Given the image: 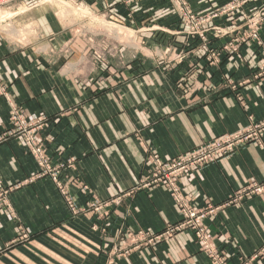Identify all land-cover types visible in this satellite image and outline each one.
I'll use <instances>...</instances> for the list:
<instances>
[{"label": "crops", "instance_id": "1", "mask_svg": "<svg viewBox=\"0 0 264 264\" xmlns=\"http://www.w3.org/2000/svg\"><path fill=\"white\" fill-rule=\"evenodd\" d=\"M82 1L100 16L123 20L150 47L180 44L197 53L204 45L196 40L186 47L167 0ZM226 1L190 0L197 12ZM51 7L39 3L33 9L30 19L40 35L30 45L0 34V135L8 131L14 109L30 120L46 117L48 155L54 164H65L59 181L77 207L91 202L83 188L88 186L98 200L110 203L109 216L73 214L56 183L40 176L23 139L8 138L0 142V181L12 188L14 214L0 210V264H211L190 232L131 244L139 231L160 235L182 216L166 189L127 194L147 174L148 154L175 157L264 119L260 50L243 44L233 56L224 53L220 64L192 56L171 68L122 48L124 64L115 58L104 64L74 35L79 27L69 26ZM228 30L222 38L210 35L209 48L222 52L244 32L239 26ZM260 35L264 41V27ZM195 82L204 88L187 93ZM256 181L264 182V144L240 148L182 179L183 191L199 208L221 206ZM206 224L229 264H238L241 256H258L253 264H264V196L220 210Z\"/></svg>", "mask_w": 264, "mask_h": 264}, {"label": "rangeland", "instance_id": "2", "mask_svg": "<svg viewBox=\"0 0 264 264\" xmlns=\"http://www.w3.org/2000/svg\"><path fill=\"white\" fill-rule=\"evenodd\" d=\"M23 1H24L23 4L21 0H18L8 5L0 6V34H3L8 41L15 43L17 45H20V46L30 45L40 35L38 31L39 30L38 25L33 24V21L30 19V17L32 16L33 9L40 3L41 5H50L52 6L51 8L55 10H59L58 12L62 14L61 15L62 19L65 21H68L69 26L75 25V27H79L74 35L77 38L84 40L87 46L89 47V51L93 55V57L103 62L104 64H109L110 59H114V58L116 59V62L119 65L124 64L125 63L124 59L126 58V56H124V54H121V49L124 48L123 50L127 51L131 48V50L135 51L137 55L141 56L143 59L149 60L152 63L158 64V65L161 63H165L171 68H178L186 59L192 56L196 57L197 59L201 57H205L207 62L210 64L208 60L209 58L208 55H210L211 52H215L217 56L215 60L216 64L214 65H217V64H220V59L222 58V55L224 53L230 56H233L234 54L239 52V49L241 48L243 44H249V43L258 47V49L260 50L261 59L263 58V61H264V45H263L264 41L262 40L261 35H260L261 29L264 27V20H262L263 19L262 16H259L258 14L263 8L264 4L260 6L259 8L257 7L253 8V6L256 3L262 2L263 0H239V1L227 0L225 4H223L222 6L212 5L211 7L207 8V10L201 11V12H197L195 9H193V6L190 0H183L185 5L188 6L190 10L189 19H187L186 16L180 13L179 8L177 7L178 4L176 2L174 3L172 0H167L170 4V7L168 9L174 12V14H176L177 17L179 18L181 27L177 35L182 36V37L184 36L183 38H184L186 47L188 46L190 47L192 44L191 42L196 41V40L204 44L203 46L200 47L199 50H197V53H194V51L192 50L189 51L188 49H185L180 44L179 46H169V47L152 46L150 47L146 43V37L129 29V26H127L126 24H123V20L119 19L115 22L109 17L100 16V14H97L96 12L94 13L89 7L85 6L86 4L82 0H72V1L71 0H23ZM125 1L127 3H133V2L140 1V0H125ZM205 1L209 2V0H205ZM250 4L252 6L247 8V6H249ZM218 22H221V25L218 24ZM232 26H239L240 28L242 27V30L244 32L241 35H239L237 38H234L231 43L224 46L222 49V52L209 48L208 41H209L210 35L213 36L214 38L225 37L229 34L228 28ZM200 28L204 30L210 29V32H209L210 35L208 36V40L206 42H204V40L200 37L199 33H197L198 29ZM115 29H117V31ZM188 32L191 34H194V36H190ZM226 32H228V34L224 35ZM254 32H256V37L251 36ZM219 33H222V34H219ZM216 35L219 37H217ZM244 35H246V38L248 37L247 40L246 38L244 41L240 40L239 37L244 36ZM263 66H264V62H262L260 66L258 67L259 73L257 75V78L264 76V73L261 74V70H260V68ZM203 85L204 83L202 82H195L188 88L187 93L194 94L195 92L202 90L204 88ZM230 88L235 89L236 87L230 86ZM239 99H240V102L244 106L243 100L241 98ZM27 120L29 122H33L30 119H27ZM249 126L250 125L243 127L235 132L226 133L224 135L234 134L238 131L248 128ZM32 128H29V131H33ZM224 135H221V136H224ZM26 136H27L26 133L23 134V139ZM249 145H256V144H253V143L247 144V145L240 146L239 148H243ZM23 148H24V144H23ZM25 152H26V149H25ZM185 153H182V154H185ZM150 154H148V156ZM162 159H166V158H162ZM203 168H200L196 170L195 172H191L187 177H184V178H189L191 176L195 177L197 172H199ZM44 177H49V176L46 175ZM154 188H163V187H154ZM86 189L89 190L88 186H86ZM166 191H168V193L170 194V197L173 200V197L171 196V193L169 192V190L166 189ZM183 195L189 198V196L185 192H183ZM262 196H264V194L254 196L251 199L255 197H262ZM69 198H71V200L73 201L70 195V192H69ZM189 199L191 200V198ZM251 199L244 200L243 202L251 200ZM173 202L175 206L177 207L174 200ZM191 205L193 206V208H195L194 209L195 211L207 210L205 212L206 216L203 219L202 223L205 228L206 234L208 233L211 236V242L215 246L213 233L209 230L206 222L212 216L220 212V211L217 212L216 210L220 206H214L213 204H207L204 207L199 208L193 205L192 200H191ZM236 205L237 204H234L231 206H236ZM210 206H213V207L209 208ZM227 207L229 206H226L225 208ZM107 212L108 211L105 209L102 211L103 214ZM97 217L100 218L98 215ZM184 232H190L196 239V242L198 243L199 248L202 250V247H204V243L197 240L194 232L192 230H187ZM143 234H145L144 236L149 235L147 234V232L139 231L137 234L132 235L130 240H133V239L139 240V238H143L142 243L147 244V245H148V241L151 239L153 240V242L157 241L155 237H150L151 235H149V237H147L146 239L143 236H141ZM255 257L256 256L249 258V257L241 256L238 264H253V261L256 259ZM226 260H227V264H229V261L227 258Z\"/></svg>", "mask_w": 264, "mask_h": 264}, {"label": "built area", "instance_id": "3", "mask_svg": "<svg viewBox=\"0 0 264 264\" xmlns=\"http://www.w3.org/2000/svg\"><path fill=\"white\" fill-rule=\"evenodd\" d=\"M14 1L18 0H0V6L8 5ZM172 1L178 4L177 7L179 8L180 13L189 19L190 10L189 7L185 5L183 0ZM258 14L259 16H262V20H264V6ZM209 32L210 29L204 30L201 28L197 31L204 42L208 40V36L210 35ZM226 34H228V32H226L224 35ZM189 35L194 36V34L191 33H189ZM251 36L256 37V32H254ZM239 38L240 40L244 41L246 35ZM208 56L210 64H216L215 60L217 54L215 52H211ZM260 70L261 74H263L264 66L261 67ZM32 121L33 122H29L24 117V114L21 110L14 109L9 117L8 131L0 135V142L5 141L8 138L16 139L20 137L23 139V134L26 133L27 136L23 139L26 152L32 155L35 159L40 169V176L44 177L47 175L52 179V181L56 183L72 213L77 214L80 212L89 211L98 215L100 218L109 216L108 208L110 207V203L98 200L92 194V192H90V190L86 189V186H83V188L91 197V202H89L87 207H77L71 198H69L68 190L59 181V176L62 174L65 164H54L48 155V145L51 140L43 133V131L50 126V122L46 117H38L36 120ZM29 128H32L33 131H29ZM252 143L260 147L263 146L264 119L254 121L248 128H245L234 134L214 138L211 141L204 143L201 146H198L197 148H194L193 150L177 157L162 159L157 153L150 154L147 158V174L140 179L138 184L127 195H131L144 189L151 190L154 187H163L168 189L171 193V196L173 197V200L175 201L182 216V219L179 223L168 225L166 226L164 232H162L160 235L150 237H155L157 240H162L164 236L172 237L175 233L192 230L197 240L204 243L202 252L209 258L212 264H227V260L223 252L212 244L211 236L205 232L202 221L206 216L205 212L207 210H194L195 208H193L191 205V200L183 195V183L181 180L182 178L187 177L191 172H195L200 168L213 164L220 159L237 152L240 149V146ZM67 164L68 166H71V160H69ZM11 191V187L4 185L0 181V210L5 207L13 215L14 213L9 203ZM261 194H264V182L256 181L248 183L240 188V190L236 191L231 196V198L225 202V204L218 207L216 210L218 212L224 209L226 206L242 203L244 200L251 199L252 197ZM212 207L213 206H210L209 208ZM104 209L108 211L105 214L102 213ZM144 235L145 234L141 236L146 239L149 237V235ZM25 238H27L26 234L22 236V239ZM142 242L143 238H139V240H131V244L141 245ZM152 243V239L148 241V244ZM255 258H257V256Z\"/></svg>", "mask_w": 264, "mask_h": 264}, {"label": "bare ground", "instance_id": "4", "mask_svg": "<svg viewBox=\"0 0 264 264\" xmlns=\"http://www.w3.org/2000/svg\"><path fill=\"white\" fill-rule=\"evenodd\" d=\"M174 13V12H173ZM5 21V20H4ZM238 22V21H237ZM108 28V27H107ZM117 31V29H115ZM14 45V44H13ZM264 45V44H263ZM229 56V55H228Z\"/></svg>", "mask_w": 264, "mask_h": 264}]
</instances>
